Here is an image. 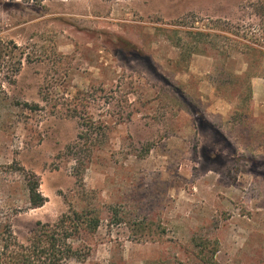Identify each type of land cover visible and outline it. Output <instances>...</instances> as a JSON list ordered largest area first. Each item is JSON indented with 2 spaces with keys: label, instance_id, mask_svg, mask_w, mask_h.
Wrapping results in <instances>:
<instances>
[{
  "label": "rangeland",
  "instance_id": "374dc122",
  "mask_svg": "<svg viewBox=\"0 0 264 264\" xmlns=\"http://www.w3.org/2000/svg\"><path fill=\"white\" fill-rule=\"evenodd\" d=\"M76 212L66 264H264V0H0V253Z\"/></svg>",
  "mask_w": 264,
  "mask_h": 264
},
{
  "label": "trees",
  "instance_id": "16d2710c",
  "mask_svg": "<svg viewBox=\"0 0 264 264\" xmlns=\"http://www.w3.org/2000/svg\"><path fill=\"white\" fill-rule=\"evenodd\" d=\"M194 50L182 53V57L188 59L190 54L197 52V49ZM245 76L248 77V74L246 73ZM83 134L81 135L84 136ZM75 162L78 165L82 163L80 158H76ZM38 188V182L29 185L32 207H39L45 202ZM75 215L74 218L68 215L62 216L51 224L39 223L32 231L28 244L3 243L0 264H66L68 260L76 256V246L71 242L73 235L80 232L82 227L94 233L100 225V219L97 216L87 215L81 218L77 212Z\"/></svg>",
  "mask_w": 264,
  "mask_h": 264
}]
</instances>
